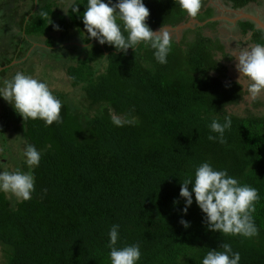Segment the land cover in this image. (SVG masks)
Returning <instances> with one entry per match:
<instances>
[{"label": "trees", "instance_id": "16d2710c", "mask_svg": "<svg viewBox=\"0 0 264 264\" xmlns=\"http://www.w3.org/2000/svg\"><path fill=\"white\" fill-rule=\"evenodd\" d=\"M31 1L16 17L19 34L49 37L58 25L64 35L71 28L83 37L76 61L65 69L81 98L57 93L62 119L51 126L19 118L16 162L21 171H32L35 190L30 200L14 203L0 192V264H110L113 225H119L116 247L139 243L138 264H202L221 243L240 253V264H264V115L229 111L246 90L228 76L234 58L220 38L204 33L220 22L207 21L216 7L201 0L193 18L174 0H143L154 31L190 18L205 22L183 29L179 41L173 37L167 63L160 64L144 44L123 54L87 39L81 18L87 0L73 1L63 13L54 10V0ZM258 1L221 0L232 10ZM237 28L240 46L264 43V30L253 21L239 20ZM66 41L63 36L59 44ZM25 53L17 45L13 57L0 62V76ZM115 116L136 122L117 127ZM225 117L232 120L225 142L210 141L209 135H217L210 123ZM28 144L41 153L34 169L23 155ZM203 162L258 190L257 236L210 231L195 201L186 215L181 212L180 183L194 178ZM181 219L190 227L183 228Z\"/></svg>", "mask_w": 264, "mask_h": 264}, {"label": "clouds", "instance_id": "9594fccd", "mask_svg": "<svg viewBox=\"0 0 264 264\" xmlns=\"http://www.w3.org/2000/svg\"><path fill=\"white\" fill-rule=\"evenodd\" d=\"M188 16L196 17L201 10V0H174ZM75 5L76 13L79 10ZM67 11V9H65ZM149 9L143 0H87L81 16L87 39H95L101 45H109L117 52L126 54L128 49H137L144 44L154 50L155 60L167 63L173 37L166 27L152 30L146 23ZM50 23V22H49ZM59 30L58 25H54ZM232 57L237 61L235 67L239 73L237 83L246 81V91L250 99L264 95V43L247 47L234 48ZM0 98L7 101L23 118L42 120L45 126L62 119V102L52 93L47 83L23 72L15 73L0 87ZM135 119L115 116L112 123L122 127L134 123ZM232 120L225 117L221 123L213 119L209 127L217 135H209L210 141L224 143V133L230 129ZM0 145V155L5 152ZM25 163L30 169L38 167L41 153L34 145L28 144L23 153ZM191 185V188H189ZM35 190V177L32 171H0V192L10 193L18 200L27 201ZM179 197L184 201L181 212L186 215L188 208L195 201L204 214L203 222L212 232L224 235L253 238L258 235L253 213L260 196L256 188L241 184L229 175L227 170H218L208 162H203L195 169L194 178L180 183ZM178 201H174V204ZM183 228L190 227V222L181 219ZM119 225H113L109 231L108 247L110 264H138L141 259L139 243L116 247L119 239ZM241 256L233 251L229 243H221L218 248L209 250L202 259V264H240Z\"/></svg>", "mask_w": 264, "mask_h": 264}, {"label": "rangeland", "instance_id": "374dc122", "mask_svg": "<svg viewBox=\"0 0 264 264\" xmlns=\"http://www.w3.org/2000/svg\"><path fill=\"white\" fill-rule=\"evenodd\" d=\"M73 1L75 0H54V10L63 13ZM211 1L215 5L219 2L222 4L221 0ZM261 3L264 5V0L258 1V4ZM31 6V0H0V62L13 57L12 52L17 45H19V48L23 47L26 51L23 59H19L15 56L16 58L11 62L9 69L4 75L0 76V87L3 86L4 81L11 79L15 73L23 72L47 83L54 95L62 93L65 94L66 97L79 100V98H81L80 91L78 88L71 85L65 69L68 64L76 61V57H78L76 44H82L83 37L76 29L71 28L67 30L65 35L62 30H56L51 32L49 37L31 36L24 30L19 34V26H17L19 20L16 17ZM224 6L226 7V5ZM224 6L219 7H222L221 9L224 10ZM194 24L198 25L196 23ZM213 28L214 29H205L204 33L206 35H217L220 38V42L224 45V50L227 52L232 53L234 48L252 45L245 44L240 46L238 41L242 39V35L238 32L239 30L225 22H219L218 25ZM168 31L177 41H179L183 33V30L177 32L168 29ZM19 35L24 37V39ZM61 35L67 40L64 43L65 46L59 44L63 38ZM191 36V33H187L188 39H190ZM218 56L220 55L218 54ZM236 63L237 61L234 58L231 63L227 64V73L230 78L235 77L238 80L239 73L235 67ZM241 82H243V87H245L246 90V86H244L246 81L241 80ZM229 109L230 112L241 115L250 113L264 115V95L256 99H250L246 91L242 102ZM20 117L21 116L7 101L0 98V145L6 146L4 154L0 155V171L21 170L20 159L17 165L18 154L16 150L20 143L19 132L16 130V127L20 125ZM6 196L12 203L18 201V199L10 193H6ZM0 256H3L1 252ZM1 260L2 258L0 261Z\"/></svg>", "mask_w": 264, "mask_h": 264}, {"label": "water", "instance_id": "95a60500", "mask_svg": "<svg viewBox=\"0 0 264 264\" xmlns=\"http://www.w3.org/2000/svg\"><path fill=\"white\" fill-rule=\"evenodd\" d=\"M232 12H237V10H231ZM239 15L235 18V19H228L230 21H237L241 18L243 19H249L251 21H253L254 23H256L258 28H261L264 30V22H262V20H260L257 16L251 15V14H247L241 10L238 11ZM227 19L226 16H215L212 17L210 19H208L207 21H215V20H219V19ZM194 23L198 24V25H203L205 22H199L196 19L190 18V20L186 23H182L177 25L176 27H170V26H166L167 29H171V30H175V31H181L185 28H189L192 27L194 25ZM157 31V30H156Z\"/></svg>", "mask_w": 264, "mask_h": 264}, {"label": "flooded vegetation", "instance_id": "af4514ba", "mask_svg": "<svg viewBox=\"0 0 264 264\" xmlns=\"http://www.w3.org/2000/svg\"><path fill=\"white\" fill-rule=\"evenodd\" d=\"M209 2L210 3H212L213 4V2L211 1V0H209ZM215 7H216V16H226L227 17V19H224V18H222V19H219V21L220 22H225V23H227L228 25H230V26H232L233 28H235V29H238L239 30V28H237V23H238V21L239 20H243V18H241V19H239V20H237V21H230V20H228V19H235L238 15H239V13H238V11L239 10H237V12H234V13H231L230 11H229V9L230 8H228L227 6L225 7L224 6V4L222 3H218V4H213ZM219 6H224L223 8H224V10H222ZM232 10V9H231ZM227 15H226V14ZM238 32H240V34H241V31L239 30ZM242 35V34H241ZM249 36H250V34H248L247 35V38H249ZM246 38V39H247ZM245 39V40H246Z\"/></svg>", "mask_w": 264, "mask_h": 264}, {"label": "crops", "instance_id": "0c3cea01", "mask_svg": "<svg viewBox=\"0 0 264 264\" xmlns=\"http://www.w3.org/2000/svg\"><path fill=\"white\" fill-rule=\"evenodd\" d=\"M229 11L231 12V9H229ZM241 11H243L247 14L257 16L260 20H262V22H264V5L262 3L261 4L250 3L248 6L243 8ZM231 13H234V12H231ZM234 79H236V78L232 77V80H234ZM235 81H237V79ZM240 83L243 86V82L240 81ZM244 86H246V84H244ZM243 89L245 90V87H243Z\"/></svg>", "mask_w": 264, "mask_h": 264}]
</instances>
